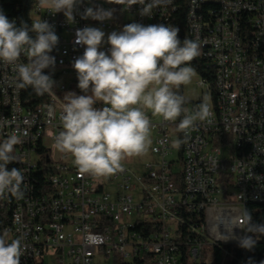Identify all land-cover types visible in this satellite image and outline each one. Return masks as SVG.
<instances>
[{"label":"built area","instance_id":"built-area-1","mask_svg":"<svg viewBox=\"0 0 264 264\" xmlns=\"http://www.w3.org/2000/svg\"><path fill=\"white\" fill-rule=\"evenodd\" d=\"M199 1L171 0L154 11L176 27V15L186 11L188 34L200 42L201 57L215 69L216 81L213 90L201 78L202 96L184 107L191 111L206 102L211 123L197 122L175 156L173 139H184L176 127L180 118H160L152 123L157 158L136 171L123 163L124 172L102 178L80 176L71 155L54 147L64 94H83L72 67L84 52L74 43L75 32L85 26L110 33L133 22L156 24L153 13L141 16L138 4L124 10L107 0H84L74 21H68L63 12L34 5L33 19L54 25L59 37L55 69H49L57 76L54 91L46 93L47 101L33 102L31 88L17 89L11 67L0 64V117L13 121L0 129V141L17 125L28 132L16 146L18 162L9 165L24 170L26 195L0 199V234L7 232L9 242L22 239L21 264H98V258L100 264H181L184 245L193 263L202 258L208 234L210 244L225 253L246 236L243 209L251 201L264 203V0H220V7L191 22L190 11ZM89 6L114 9L113 19H82ZM250 22H258V29H250ZM61 76L68 81H59ZM227 145L233 148L231 158L221 159ZM44 158L51 170L49 186L37 190L36 171Z\"/></svg>","mask_w":264,"mask_h":264},{"label":"clouds","instance_id":"clouds-1","mask_svg":"<svg viewBox=\"0 0 264 264\" xmlns=\"http://www.w3.org/2000/svg\"><path fill=\"white\" fill-rule=\"evenodd\" d=\"M124 6L141 5V16H151L154 9L166 6L171 0H107ZM84 0H38L39 7L52 13L63 12L68 21ZM114 9L86 7L82 19L106 21L113 19ZM32 19L31 25L9 19L0 9V64L15 73L12 83L17 89L31 90L43 96L54 91L56 81L45 69H55L56 57L51 55L59 43L54 25ZM34 34V35H30ZM76 45L84 46L72 67L77 74V87L64 94L60 113L61 130L54 136V147L61 154H70L80 176L111 177L125 171L126 158L148 154L152 145L153 124L147 115L175 122L184 139L172 142L173 148L185 143L188 132L197 122L211 123L209 105L202 102L193 110L184 107L185 97L178 89L188 85L196 75L191 61L201 55L198 40L179 37V28L166 24L133 22L120 31L105 33L99 27L85 26L75 32ZM107 44V51L101 46ZM26 58L25 60L22 59ZM97 104L100 106L98 107ZM12 120L0 117V129L11 126ZM28 136L17 125L0 141V199H23L27 188L24 170L11 167L18 162L16 146ZM247 223L241 226L264 234V225L250 226L251 216L243 209ZM242 247L252 248L251 236L239 238ZM26 245L21 238L8 241L7 232L0 234V264H21Z\"/></svg>","mask_w":264,"mask_h":264},{"label":"trees","instance_id":"trees-1","mask_svg":"<svg viewBox=\"0 0 264 264\" xmlns=\"http://www.w3.org/2000/svg\"><path fill=\"white\" fill-rule=\"evenodd\" d=\"M38 3V0H0V9H2L5 13V15L11 20L15 19L17 24L19 25L20 21L23 20L24 22L31 25L32 23V9L35 4ZM201 4L203 5L202 12L206 13L208 12L207 8H218L219 6L217 4ZM178 20V28H179V37L181 40L184 38H190V35L188 34V28L186 23V11L178 12L176 15ZM167 22L163 21L159 24H166ZM252 29V28H250ZM30 35H34L31 34ZM52 55H56V48L53 50ZM191 65L195 70L200 74L201 78L205 79L209 84L210 87L214 90L215 81H216V73L215 69L206 63L204 58L201 57V55L197 58H195L193 61H191ZM47 74H50L53 76V79H56V74L54 72H50L49 69H45ZM179 93L183 95V85L178 89ZM29 95L33 96L31 97V100L33 102H44L47 101L46 94L43 96L36 95L33 91L29 92ZM187 103L184 105L193 102L186 100ZM42 153H44V149H42ZM46 160L41 162L40 169L36 171L37 178H38V185L37 190L39 189H45L49 186V177L51 174V170L47 168L45 165ZM230 177L226 178V187L230 185L229 183ZM245 210L250 214L251 221L250 226L255 227L259 225H264V203L260 202H248L245 206ZM196 217H194L195 220ZM200 218L202 221L205 219L204 212L201 213ZM247 223V219L245 217V225ZM184 232L188 233V230L184 228ZM245 234L246 236H251L255 241V246L252 248H245L242 247L239 244H233L228 246V251L230 253V258L228 259V262H226V254L224 250L219 246H212L213 249V261L211 264H264V234H260L255 231H249L245 228ZM189 250L186 245L182 247V258H181V264H208L206 262H190L189 259Z\"/></svg>","mask_w":264,"mask_h":264},{"label":"rangeland","instance_id":"rangeland-1","mask_svg":"<svg viewBox=\"0 0 264 264\" xmlns=\"http://www.w3.org/2000/svg\"><path fill=\"white\" fill-rule=\"evenodd\" d=\"M108 21V20H107ZM100 28V27H99ZM107 34V31H105ZM192 66V65H191ZM195 70V68H194ZM196 75L193 77V80L190 84L188 85H183V96L185 97L186 100L188 101H195L198 98L202 96V90L203 87L198 84V81L201 80L200 74L195 70ZM59 81H68L67 76H61L59 78ZM147 115L150 117V120L152 123H158L160 121V117H154L152 116L151 112H147ZM155 131L151 129V139H152V145L154 142L155 138ZM177 139L174 138L173 141ZM152 145L148 151V154L142 157H131V158H126L122 163H124L126 166L132 168L133 170H140L142 169V164H144L146 161L154 160L157 158V156L152 154ZM222 154H221V159H230L231 158V152H233V148L229 145L222 147ZM174 155L177 156L179 153V148H173ZM39 154L35 153L34 154V159H39ZM212 236L208 234L206 237L205 244L203 245L202 248V258L199 260L200 262H206L208 264H211L213 261V249L212 245ZM226 254V262H228V259L230 258V253L229 251L225 253ZM112 261V259H110ZM98 264L101 262V258L96 259ZM110 262V261H109Z\"/></svg>","mask_w":264,"mask_h":264},{"label":"bare ground","instance_id":"bare-ground-1","mask_svg":"<svg viewBox=\"0 0 264 264\" xmlns=\"http://www.w3.org/2000/svg\"><path fill=\"white\" fill-rule=\"evenodd\" d=\"M212 3L213 6L214 4H217L220 7V0H202L199 1V4L196 5L195 7V11H190V21L191 22H199V15H202V6L201 4H210ZM211 4V5H212ZM215 8V7H214ZM207 10H209V8H207ZM153 21L156 22V24L162 23L163 21H165V15L162 14L161 11H153ZM166 25H168V21ZM250 28L252 29H258V22H250ZM201 56H204V49L201 48ZM243 218H245V216H243Z\"/></svg>","mask_w":264,"mask_h":264}]
</instances>
